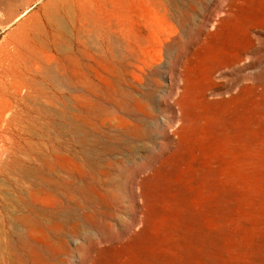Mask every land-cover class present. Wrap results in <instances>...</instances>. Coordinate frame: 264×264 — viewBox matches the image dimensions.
Wrapping results in <instances>:
<instances>
[{
  "label": "rangeland",
  "instance_id": "374dc122",
  "mask_svg": "<svg viewBox=\"0 0 264 264\" xmlns=\"http://www.w3.org/2000/svg\"><path fill=\"white\" fill-rule=\"evenodd\" d=\"M56 2L0 0V70L35 76L7 83L35 111L17 147L0 133L6 222L36 191L47 264H264V0H102L112 39ZM84 51L112 86L89 113L67 64Z\"/></svg>",
  "mask_w": 264,
  "mask_h": 264
},
{
  "label": "bare ground",
  "instance_id": "6f19581e",
  "mask_svg": "<svg viewBox=\"0 0 264 264\" xmlns=\"http://www.w3.org/2000/svg\"><path fill=\"white\" fill-rule=\"evenodd\" d=\"M100 1L102 2V0H57V2L54 4V10H52V13H51L52 14V18L54 19V21H57V19H59L60 16L64 17L66 20H68L71 23L70 25H72V28H74L77 31L76 33L81 32V30L84 29L85 27H87L88 24H92V25L97 27V30L100 32V35L107 36L108 39H110V38L112 39V38L116 37L115 28H114V26L116 27V24H114L115 22L114 23L110 22L109 21L110 19H108V18L106 19V17L104 18V17H100V16L96 15L95 7L98 6L96 4H97V2L100 3ZM107 4H108V2H107ZM99 7H100V5H99ZM59 21L61 23L63 22V20H59ZM121 35H123V34H121ZM122 38H123V36H122ZM132 39L134 41L139 40L140 39V33L139 34L134 33L133 36H132ZM128 40H129V37H128V39H126V41H128ZM14 52H16V51H14ZM8 53H6V55ZM84 53H86V52L84 51ZM11 54L14 55V53L10 52V56H12ZM87 54L88 53L85 54V59H84L85 61L84 62L80 63V62H78L79 60H77V63H71V62L68 61L67 64L69 63V65H71L70 70H69V73H70V84L72 86H74V87H78L81 90L80 95L78 97H75L74 99H76L78 101V103H80L79 106L83 107V109H85L89 113L91 111V109H93L92 108L93 107L92 103L94 101L98 102V100L96 98L97 97L101 98V94L102 93L104 94V92L107 91V88L110 87V86H108L109 84L107 85V82L105 80L106 78L102 77V76H104V74L102 75L101 72H99V68L102 65L101 63H103L101 61V57L102 56L100 58H98V57H94V55H92V54L90 55V53H89V55H87ZM110 57H111V55H110ZM5 59H7V58H5ZM72 60H74V58ZM74 61H76V59ZM58 64H59V62H58ZM61 66H63V65H61ZM102 66H104V64ZM102 70H103V67H102ZM104 70L107 72L106 69H104ZM110 71L111 70H109V74L107 72L108 75H111ZM119 72H121V71H119ZM3 73H5L4 78H2V76H1ZM112 74H113V71H112ZM8 75H9V72H8ZM5 76H6V71L4 70V72H1V70H0V133L4 134L5 136H7L6 139L11 138L13 140V142L15 143L14 146L17 147V144H18L17 140L21 139V137H22V135L24 134V131H25L24 123L25 122L33 123V121H34L32 113L35 111L34 110L35 107H34V105H33L31 100H29L28 98L26 99V97H30V96H21L19 94H16V95L12 94L13 91L12 92L10 91V89L7 87V83L8 84H13L14 83V78H16L18 80L16 85L19 88V90H21V89L30 90L31 86H32V83L35 80V76L33 74L25 75V72L23 71V74L20 73V74H18L16 76L12 77L11 81H9V82H7L5 80L6 79ZM65 77H66V75H65ZM115 77L117 78V76H115ZM63 80H65V79H63ZM68 81H69V79H68ZM120 83H122V82H120ZM110 88H112V86ZM111 91L114 92L112 89H111ZM108 94H109V92H108ZM110 102H111V99H110ZM116 104L117 103H115V105ZM77 119H79V118H77ZM85 119H82V121L85 120ZM26 131L28 132V129ZM0 138H2V137H0ZM0 149H2V148H0ZM15 151H17V150L15 149ZM37 162H39V161H37ZM49 162H51V161H49ZM1 164H2V160H1V157H0V173L7 172L9 174L8 171H12L11 170L12 168H10V167L7 168V169L6 168H1ZM16 164H17L16 160H11L10 163H9V165H11L12 167H14ZM52 165H51V167H52ZM51 169L54 170V167H52ZM32 171H33V169H32ZM65 171H68V170L65 169ZM43 172H45V171L43 170ZM74 172H75V170H74ZM54 173H55V170H54ZM77 175H81V174H77ZM40 176H42V175H40ZM42 177H44V176H42ZM24 178H26V177H24ZM44 179H45V177H44ZM38 184L39 183H36L35 185L37 186ZM52 184L57 185L56 183H51V185ZM36 186H34V187H36ZM62 186H63V184H62ZM39 190H42L41 187H40ZM66 190H67V188H66ZM34 192L33 193L32 192L29 193V196H28L29 200L28 201H24L23 199H25V198H23V199L20 198L21 200L24 201V202L23 201L22 202L24 203V207L27 210V214L22 215V214H19L17 212L16 213L12 212L13 215L9 216V222H6L5 215H2V213L0 212V264H47L46 263L47 259H45L44 255H43V254H45L47 252H39L40 246L38 245V242H39L38 240H40V242H41L43 239H37L36 238V234L37 233H39L40 235L43 234V231H44L43 226L44 227L46 226L44 224L46 221H44V220H45V218L47 219V217H49L51 219V217H53V214L55 213V210L50 208L48 210V213H45L42 210V208L35 206V204L37 202H39L40 198L37 197L38 194L36 193V191H34ZM44 192H45V189H44ZM69 192H70V190H69ZM4 193H2V194L4 195ZM64 196H65V194H64ZM20 197H23V196H20ZM50 197L51 196H49L48 198H50ZM41 198H42V196H41ZM59 200H60V198H59ZM16 201L17 200H15V202ZM39 203L41 204V201ZM43 203L44 202H42V204ZM58 203L59 202H57L56 204H58ZM59 204L61 205V203H59ZM18 208H20V207H18ZM63 211H65V210H63ZM34 217H40L41 222L38 223L37 221H35ZM55 218H57V216H55ZM17 224H20V225L23 224L25 226V230H26L25 231V237L21 236V234L19 233V229L16 226ZM56 225H58V224H56ZM48 227H46V228H48ZM57 227H55V228H57ZM49 229H51V228L49 227ZM51 230H53V229H51ZM54 230L52 232H54ZM45 233L46 232L44 231V234ZM39 238H41V237H39ZM47 238H48V236H47ZM47 238H45V240ZM47 243H49L47 245H50L49 241H47ZM45 245H46V243L44 244V246Z\"/></svg>",
  "mask_w": 264,
  "mask_h": 264
}]
</instances>
